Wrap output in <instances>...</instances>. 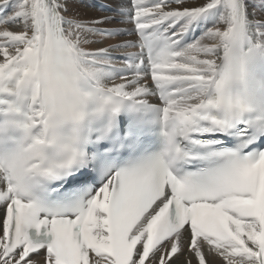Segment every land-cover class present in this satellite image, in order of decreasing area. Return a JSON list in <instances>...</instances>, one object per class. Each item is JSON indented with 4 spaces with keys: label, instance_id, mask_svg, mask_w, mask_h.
I'll return each instance as SVG.
<instances>
[{
    "label": "snow or ice",
    "instance_id": "6c2138e0",
    "mask_svg": "<svg viewBox=\"0 0 264 264\" xmlns=\"http://www.w3.org/2000/svg\"><path fill=\"white\" fill-rule=\"evenodd\" d=\"M72 3L0 0V133H20L0 153V264H264V114L247 89L264 0H106L95 19ZM112 23L124 27H101ZM97 37L134 39L86 50ZM54 49L75 58L88 97L67 114L46 110L28 79ZM89 101L155 108L160 155L108 168L76 135ZM89 169L103 181L86 198L34 194L86 183Z\"/></svg>",
    "mask_w": 264,
    "mask_h": 264
},
{
    "label": "clouds",
    "instance_id": "9594fccd",
    "mask_svg": "<svg viewBox=\"0 0 264 264\" xmlns=\"http://www.w3.org/2000/svg\"><path fill=\"white\" fill-rule=\"evenodd\" d=\"M81 70L75 58L54 49L46 57L33 60L28 79L39 88L46 110L67 114L88 98L81 84Z\"/></svg>",
    "mask_w": 264,
    "mask_h": 264
},
{
    "label": "bare ground",
    "instance_id": "6f19581e",
    "mask_svg": "<svg viewBox=\"0 0 264 264\" xmlns=\"http://www.w3.org/2000/svg\"><path fill=\"white\" fill-rule=\"evenodd\" d=\"M105 2L106 0H73V3L70 5V9L79 13V17L82 19H95L105 15V12L101 11L98 7L103 5ZM121 2H123V0H121ZM9 11H11V5H9V7L4 10L5 13ZM3 14L4 13H0V15ZM209 24V21H201L195 26L194 30L191 31V33H201L203 27L209 26ZM10 27L14 29L16 26L12 25ZM101 27H124V25L112 23L101 25ZM96 39L99 40V43L89 44L86 45V47H91L92 50H95L100 47H106L111 44L120 43L124 39H134V37H97ZM261 50L264 51V48H261ZM126 51H133V49H128ZM0 59H2V57H0ZM41 254H43V252H41Z\"/></svg>",
    "mask_w": 264,
    "mask_h": 264
},
{
    "label": "rangeland",
    "instance_id": "374dc122",
    "mask_svg": "<svg viewBox=\"0 0 264 264\" xmlns=\"http://www.w3.org/2000/svg\"><path fill=\"white\" fill-rule=\"evenodd\" d=\"M85 48H86V50H92V48H91V47H86V46H85ZM90 48H91V49H90Z\"/></svg>",
    "mask_w": 264,
    "mask_h": 264
}]
</instances>
